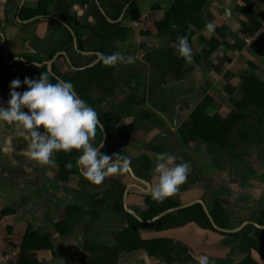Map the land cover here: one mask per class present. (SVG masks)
Segmentation results:
<instances>
[{
	"label": "crops",
	"instance_id": "0c3cea01",
	"mask_svg": "<svg viewBox=\"0 0 264 264\" xmlns=\"http://www.w3.org/2000/svg\"><path fill=\"white\" fill-rule=\"evenodd\" d=\"M38 1L0 0V67L8 66V69L18 74L17 78L20 80L27 73L17 63L41 68L35 65V60L42 59L41 63L50 60V55L57 47L55 42L60 37H65L64 29L68 30L60 23L43 17L26 23L29 19L28 12L37 7ZM69 1L67 14L61 7L56 9L57 16L53 14L70 26L72 32L68 31L72 39L57 52H64L65 55L54 60L52 69L56 67L61 74L73 77L76 69L90 68L100 62L98 53H102L103 44L101 39L94 36L92 29L96 28L101 17L111 23V14L115 13L111 2L121 4L122 14L130 1ZM158 1H161L160 6L153 3ZM173 1L136 0L127 8L123 19L120 14L117 20H113L121 19L122 26L129 29L125 39L115 43L113 52L138 56L139 59L131 64L115 65L117 71L113 78L116 87L114 95L110 101L93 106L103 127L102 120L120 126L138 122L140 116L147 118L148 122H154L151 130L149 125L141 126L136 129L137 134H131L135 129L130 128L127 130L129 135L125 138L107 139L100 150L110 156L122 154L129 157L130 167L140 179L138 182L129 172H124L110 174L99 185H94L83 177L79 168L77 174L64 181L59 175L58 152L54 157L55 166L39 164L27 155L30 140L28 131L22 127L0 123V258L9 247L14 246L19 248L20 256L13 264H169L158 256L150 255L143 248H140L142 251L124 250L119 244L121 242L116 239L130 225L127 214L135 219V215L142 218L147 209L145 197L151 195V188L156 183L152 169L157 153L150 146L161 139H166V144L172 148L171 154L178 157L176 163L186 161L190 165L184 183L168 196L171 200L179 202L181 206L201 200L208 208L213 199L217 198L229 213L231 229L248 221L257 223L259 214L264 209V162L247 164L245 170H241L236 163L237 158L227 157L214 144L193 142L178 148L174 153L173 146H176L178 127L206 94L213 96V104L218 108L226 100L231 106L227 93L228 84L239 87L240 76L246 72L244 67L247 64L256 66L259 59L257 73L263 74V68L260 67L264 64V58L255 54L253 46L243 45L245 35L241 25L245 19L237 12L241 0H209L206 10L213 17V29L224 27L225 41L230 45V48L222 46L217 50L219 60L223 62L220 73L216 72V68H207L203 60L198 65L191 59L188 64L194 70L186 74L184 80L176 81L172 76H164L163 71L156 66V57L165 48L175 49L177 42H172L170 38H158L155 23L164 17L165 10ZM250 3L258 11L264 9V0H250ZM23 8H27L28 12L19 21ZM43 15L47 14L40 16ZM137 21L142 22V25L135 26ZM173 27L179 31L180 22H173ZM203 37L221 38L213 30H205ZM203 49L202 41H197L192 58ZM28 59L31 62L27 63ZM231 66L238 69V72L230 69ZM241 71L242 74L239 73ZM218 81L224 82V85L216 86ZM108 82L104 81L103 84ZM203 85L206 92L196 97L195 93ZM23 90L22 84L17 91ZM77 96L79 97L78 94ZM190 96H193L192 100ZM240 97L241 93L237 91L234 98ZM4 99V94L0 92V103L6 105ZM190 100L193 101L192 104ZM99 139V134L96 133L93 145L96 146ZM119 184L124 186V211L116 210L109 203L99 208L94 195L114 186L115 192L119 193ZM130 184H137L139 187L129 190L125 202L124 193ZM142 188L146 191L141 190ZM242 197H245V202L240 203ZM261 201L263 203L260 207ZM125 204L135 215L125 210ZM255 204L259 207L258 211L254 209ZM249 226L245 225L243 229ZM28 234L30 237L26 238ZM157 236L171 239L176 245V252L181 259L173 264H198L191 253L206 256L209 264H221L229 256H232L233 263L236 264L245 256L237 249L238 240L229 242L228 237L212 232H199L194 226L162 234L147 228L142 230L143 240ZM217 246H222L223 249L218 250ZM115 247L118 249L116 256ZM253 257L256 258L255 255Z\"/></svg>",
	"mask_w": 264,
	"mask_h": 264
},
{
	"label": "trees",
	"instance_id": "16d2710c",
	"mask_svg": "<svg viewBox=\"0 0 264 264\" xmlns=\"http://www.w3.org/2000/svg\"><path fill=\"white\" fill-rule=\"evenodd\" d=\"M129 1L131 0H124L126 3ZM208 2L209 0H174L165 10L164 17L155 23L156 35L163 40L170 38L172 42L176 43L177 33L173 27V22H180L181 29L178 31V35L188 37L192 53L197 41H202L204 44L202 52L192 58L195 64L199 65L203 60L207 68H216V72L220 73L223 62L219 60L217 50L222 46L230 48V45L225 41L226 29L224 27H215L213 29V32L221 37H219L220 40L215 37L211 39L203 37V32L206 30L205 24L213 21L212 15L206 10ZM69 6V0H39L37 7L33 10L31 9L28 12L26 9H22L21 16L25 17V12H28L27 18L42 14L56 15L58 14L56 13L58 7H61L67 14ZM111 6L115 8V13L111 14V18L117 20L122 11L121 4L112 1ZM237 12L245 19L241 25V30L245 36L253 35L261 28V21L264 20V9L258 11L252 6L250 0H241ZM257 15L259 19H257ZM58 27H61V25L58 24ZM92 32L95 37L102 41V53L111 54L115 43L123 41L129 29L123 27L122 22L109 23L104 17H101ZM64 33L65 37H60L55 42L57 47H55L49 59L53 58L55 53L62 50L71 41L72 37L69 31L64 29ZM242 42L245 46L244 38ZM253 47L256 48L255 54L264 58V32ZM161 51L157 55L155 63L163 71L164 76H172L176 81H180L186 78V74L194 70L193 66H189V62L186 63L178 56L175 49L165 48ZM225 59L229 60L228 58ZM42 61V59H36L35 63L39 64ZM29 62H31V59L27 60V63ZM216 62L218 63L216 64ZM17 64L22 70L26 71V76L30 78H38L40 73H45L50 82H55L56 80L47 71L46 66L38 69L34 65L26 67L20 63ZM251 67L253 68L251 73L241 75L239 87L236 88L234 85L228 84L227 93L230 96L229 102L232 108L227 114H219L218 111L216 112L212 109L214 98L211 94H206L193 107L187 119L178 127L176 146H173V153L178 148L190 143L202 141L205 144H214L221 148L227 157L237 158L236 163L240 169L242 168L241 170H245V167L249 164L254 165L255 162H264V74L256 73L258 70H256L257 67L255 65H251ZM116 71V66H105L101 62L93 67L75 72L73 77L68 74H61L56 67L52 69V72L61 80L70 81L73 84L74 91L91 107L111 100L116 89L115 81L113 80ZM17 76L18 74L12 69H8V66L0 67V92L5 96L4 102L8 99L10 81L17 78ZM99 80H103V82ZM104 81L109 82L104 85ZM237 91L241 93L239 99L234 98V94ZM102 123L108 140L125 138L129 135L128 129L136 130L139 128L138 122L128 125L121 124L120 126H115L112 122L105 120H102ZM97 133L100 139L96 146L99 145L102 137L99 129ZM150 149L156 153H172V148L166 144V139L154 141ZM78 155L79 153L76 150L58 152L57 162L59 164V175L62 180L66 181L72 175L78 173V167L75 164ZM69 162L72 167H65ZM117 188L120 190L119 193L115 192L116 188L114 186V188L112 187L107 191L95 194L96 205L102 208L109 203L115 206L116 210L123 212L122 197L124 186L119 184ZM145 202L147 209L141 216L143 220L151 219L166 210L181 206L179 202L173 201L169 197L156 201L151 198V195H148L145 197ZM243 202H245V197L240 199V203ZM208 210L218 227L231 229L229 213L217 198L213 199L208 205ZM127 216L130 219V225L116 238L121 242L119 244L124 250L133 251L143 248L150 255L158 256L167 263L173 264L181 259L176 252L177 248L173 241L164 237L159 238L158 236L150 240H143L142 230L147 228L152 232L162 234L163 232H172L177 228L194 226L198 228L199 232H212L218 236L228 237L230 239L229 242L235 239L238 240L237 249L245 256L243 260L236 264H264V229L261 230L254 226H249L238 233L225 234L219 232L213 228L201 204L197 203L184 209L172 211L150 224L140 222L130 214H127ZM257 223L260 225L264 224V209L260 212ZM29 237L30 234L26 238ZM217 248L218 250L223 249L222 246H217ZM117 253L118 249L115 247L114 255L116 256ZM254 255L256 258L253 257ZM230 263H233L232 256L227 257L226 261L221 264Z\"/></svg>",
	"mask_w": 264,
	"mask_h": 264
},
{
	"label": "clouds",
	"instance_id": "9594fccd",
	"mask_svg": "<svg viewBox=\"0 0 264 264\" xmlns=\"http://www.w3.org/2000/svg\"><path fill=\"white\" fill-rule=\"evenodd\" d=\"M204 27L212 31L214 25L208 22ZM175 50L186 63L191 61L192 49L187 36H177ZM99 59L105 66H115L134 63L139 57L115 51L100 53ZM21 84L24 90L17 91ZM0 123L28 131L27 155L39 164L55 166L57 152L78 151L75 164L91 184L99 185L110 174L130 171L129 157L102 153V142L98 146L93 145L97 130H102L98 114L77 96L70 81L56 79L50 82L45 73H40L38 78L25 76L23 81L14 78L9 84L6 105L0 103ZM177 159L167 152L156 154L152 169L156 179L151 188L153 200L161 201L171 196L186 180L190 165L186 161L176 163ZM65 167L71 168L72 164L69 162ZM198 264H209V260L202 256Z\"/></svg>",
	"mask_w": 264,
	"mask_h": 264
},
{
	"label": "water",
	"instance_id": "95a60500",
	"mask_svg": "<svg viewBox=\"0 0 264 264\" xmlns=\"http://www.w3.org/2000/svg\"><path fill=\"white\" fill-rule=\"evenodd\" d=\"M135 1H136V0H131V1L127 4V6H126L125 9L123 10V12H122L120 18L123 19V17H124V13L126 12L127 8H128L130 5H132ZM42 17L45 18V19H51V20H54V21L60 23L61 25H63V26H64L65 28H67L70 32H72V29L70 28V26H68L64 21H62L60 18H58V17H56V16H54V15H43V16H39V17H34L33 19L26 20V23L31 22V21H34V20H37V19H41ZM119 20L121 21V19H119ZM19 21H20V20H19ZM109 21H110L111 23H118V22H120V21H113V20H109ZM174 29H175V31H176V33H177V35H178V30L176 29V27H174ZM74 41L76 42V38H75V37H74ZM61 55H65V53H64V52L56 53L55 56H54L51 60H49V61H45V62H43V63H41V64H35V65H37V66L39 65V66H41V67H42V66H46L48 72H49L53 77H55L56 79H60L59 77H57V76L52 72V65H53L54 60H55L56 58H58L59 56H61ZM98 55H100V53H98ZM96 64H97V63H96ZM93 66H95V65H92L91 67H93ZM88 68H89V67H88ZM84 69H86V68L76 69V71H80V70H84ZM261 74H262V73H261ZM263 74H264V73H263ZM60 80H61V79H60ZM101 126H102V125H101ZM101 132H102V136H103V137H102V145H104V143H105L106 140H107V134H106V130L104 129L103 126H102V130H101ZM102 147H103V146H102ZM102 147H100V150H101ZM128 172H129V174L133 177V179H134L135 181L138 182V181L140 180L138 177L135 176V174H134L133 170L131 169V167H130V171H128ZM138 187H139V186H138L137 184H130V185L126 188L125 193H124V200H125V202H126V198H127V195H128L129 190H130L131 188H134V189H135V188H138ZM141 190H143L144 192L146 191V190H144L143 188H142ZM197 203L202 205V207H203V209H204V211H205L207 217L209 218V220H210V222H211L213 228H214L215 230L219 231V232L227 233V234L238 233L239 231H241V230L244 228L245 225H246V226H247V225L254 226L255 228H257V229H261V230L264 229V224H263V225H260V224H258V223H256V222H252V221L245 222L244 225H242V226H240V227H238V228H234V229H223V228H220V227H218V226L216 225V223L214 222V220L212 219V217H211V215H210V213H209L208 208L206 207V205H205L201 200H195V201H193L192 203H190V204H188V205H183V206H180V207H178V208H172V209L166 210V211H164L163 213H161V214H159V215H157V216H155L154 218L149 219V220H143V219L140 218L139 216L135 215V214L132 212V210H130V209L126 206V204H125V210H126L128 213H131V214L135 215V217H136L139 221H144V222H146V223H152V222H154L155 220L160 219L161 217H163V216L166 215L167 213H170V212L175 211V210H178V209H184V208L190 207V206H192V205H194V204H197ZM165 236H167V235H165ZM137 250H138V251H142L140 248H138ZM136 252H137V251H135V253H136ZM190 255L193 257V259H196V260H199L200 257H202V255H201V256H198V255H195L194 253H191Z\"/></svg>",
	"mask_w": 264,
	"mask_h": 264
},
{
	"label": "rangeland",
	"instance_id": "374dc122",
	"mask_svg": "<svg viewBox=\"0 0 264 264\" xmlns=\"http://www.w3.org/2000/svg\"><path fill=\"white\" fill-rule=\"evenodd\" d=\"M150 2H153V0H150ZM153 3H155L157 6H160V4H161V1L159 2H153ZM256 49V48H255ZM260 60V59H259ZM259 60H257V65H258V62H259ZM218 62H216V64H217ZM257 65H256V67H257ZM260 68H263V71H264V64H262V66L260 67ZM230 69H233L234 71H237L238 72V69L236 70L235 68H234V66H231V68ZM244 69L246 70V72L244 73V74H246V73H251L252 71H253V68L250 66V65H246L245 67H244ZM259 68L257 67V69L256 70H258ZM258 71H256V73H257ZM240 74H242V71L241 72H239ZM244 74H242V75H244ZM241 77V76H240ZM217 78V77H216ZM241 81V78L239 79V82ZM224 82H221V81H218L217 83H216V86L217 85H219V86H222V85H224L223 84ZM205 89V86L203 85V86H201L200 87V89L195 93V95H196V97H197V95L198 96H201V93L203 92V93H205L206 92V90H204ZM213 95H215V93L213 94ZM191 97H193V96H190V99L192 100V98ZM214 97H216V95L214 96ZM195 98V97H194ZM221 99H223V98H221ZM190 100V102H191V104H192V102L193 101H191ZM194 100V99H193ZM229 103V102H228ZM213 108V110H217L218 111V113L220 114V113H223L224 111L225 112H227V111H230L231 110V106L229 105V104H227V100L226 101H224V103H223V106H219V108L215 105V104H213V106H212ZM227 109V110H226ZM140 118V119H139ZM138 118V123H139V125H138V127H141V126H148L149 125V130H151L152 128H154L153 127V125H154V122H151V121H147L148 119L147 118H144L143 116H140ZM149 124H148V123ZM135 124V123H134ZM142 124V125H141ZM135 126V125H134ZM140 132V131H139ZM131 134H137V132H136V130L135 131H132V132H130ZM157 139V138H156ZM263 143V142H262ZM180 154H182V152L180 153ZM242 169V168H241ZM257 200L259 199V198H256ZM262 203H263V201H261V203H259V206L261 207L262 206ZM263 206H264V204H263ZM256 207V208H255ZM259 207H257V205L255 204V206H254V209L256 210V211H258L259 209H258ZM254 211V210H253ZM253 213H256L255 211L253 212ZM35 242V241H34ZM2 257V256H1Z\"/></svg>",
	"mask_w": 264,
	"mask_h": 264
},
{
	"label": "built area",
	"instance_id": "2783aa9c",
	"mask_svg": "<svg viewBox=\"0 0 264 264\" xmlns=\"http://www.w3.org/2000/svg\"><path fill=\"white\" fill-rule=\"evenodd\" d=\"M262 26L253 35H248L244 37V43L246 47L254 46L255 42L258 40L260 35L264 32V20L261 21ZM136 26H141L142 22H135ZM20 250L16 247H9L5 254L0 258V264H11L15 263L19 258Z\"/></svg>",
	"mask_w": 264,
	"mask_h": 264
},
{
	"label": "flooded vegetation",
	"instance_id": "af4514ba",
	"mask_svg": "<svg viewBox=\"0 0 264 264\" xmlns=\"http://www.w3.org/2000/svg\"><path fill=\"white\" fill-rule=\"evenodd\" d=\"M23 9H27V8H23ZM47 15H48V14H47ZM34 17H39V16H34ZM34 17H29V19H28V18H27V19L30 20V19H33ZM22 18H24V17H22V16L20 15L18 19L21 20Z\"/></svg>",
	"mask_w": 264,
	"mask_h": 264
}]
</instances>
